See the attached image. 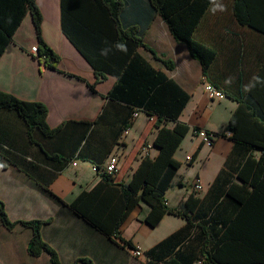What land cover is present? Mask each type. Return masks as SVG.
I'll return each mask as SVG.
<instances>
[{
    "label": "crops",
    "instance_id": "1",
    "mask_svg": "<svg viewBox=\"0 0 264 264\" xmlns=\"http://www.w3.org/2000/svg\"><path fill=\"white\" fill-rule=\"evenodd\" d=\"M119 1L120 24L134 28V34L141 35L146 45L138 46L136 52L189 94L178 120L190 129L173 154L180 166L164 195L168 207L188 200L191 225L184 229L177 245H188L185 255L193 257L191 264H201L196 254L202 242L216 243L239 208L245 206L253 217L259 218L251 222L252 226L261 229L253 233L249 240L252 247L246 251L253 258H264V251L258 248L264 247V160H246L247 144L223 134L239 100L248 102L249 111L264 113V32L236 21L233 0H211L193 34L215 52L209 70L212 82L208 81L220 88L224 96L212 100L203 89V78H207L200 63L183 42L175 40L150 1ZM35 4L41 15L40 38L58 58L56 65L44 67L30 53L39 39L28 10L0 54V91L44 104V121L50 128L67 120L93 121L102 112L103 126L119 127L128 116V109L108 96L116 77L107 74L97 78L92 66L67 38L62 26V0H35ZM64 9L65 25L74 35L107 40L113 30L108 11L99 0H64ZM151 50L157 55H152ZM163 61L170 62L173 68L165 67ZM250 101H255L256 107ZM155 118L156 115L141 111L126 135L119 132L113 138L116 144L111 152L118 155L116 180L127 181L140 159L145 155L153 158L158 153L152 145ZM23 122L15 112L0 109V162L4 164L0 167V200L12 221H47L41 226V237L56 251L61 264L81 257L92 259L94 264H147L146 250L186 226L185 218L171 214H165L155 227L148 226L142 219L149 207L141 202L121 224L118 236H105L68 206L82 190H89L99 181L91 164L76 160L73 165L71 161L55 172L59 163L46 159L29 141ZM192 127L210 132L213 144H202ZM245 129L255 127L247 124ZM6 148L11 150L10 158ZM195 152L189 164L185 155ZM251 153L257 158L260 152ZM196 177L202 185L198 191L192 186ZM155 228L158 235L146 237ZM31 236L30 227L17 223L7 229L0 221V264H51L47 252H28ZM118 237L129 240L133 247H141V256L134 255L133 248ZM221 242L218 240L217 244ZM161 256L169 257L167 252Z\"/></svg>",
    "mask_w": 264,
    "mask_h": 264
},
{
    "label": "trees",
    "instance_id": "2",
    "mask_svg": "<svg viewBox=\"0 0 264 264\" xmlns=\"http://www.w3.org/2000/svg\"><path fill=\"white\" fill-rule=\"evenodd\" d=\"M99 1L108 11L113 24V30L107 34V40H104V37L98 39L95 36L86 37L70 33L64 21L66 12L64 0L61 5L63 32L92 66L97 78H104L107 74L116 77L108 96L111 100L121 102L128 109V116L120 126L114 124L103 126L102 112L93 121L67 120L55 128H50L44 121L46 117L44 104L22 100L4 91H0V109L13 111L24 121L29 141L46 159L59 163L55 172L76 160L89 162L95 168L94 172L100 177L99 181L89 190H82L68 204L85 222L110 238L119 235L121 224L141 202L149 207L142 221L150 227H155L165 214L183 217L187 221L186 226L172 232L146 250L145 256L149 260L147 264H191L193 257L185 255L188 245L184 247L182 244L177 245L184 229L187 230L191 225L188 200L176 207H168L164 198L165 191L170 187L180 166V162L173 154L190 129L186 123L178 120L189 94L162 72L153 69L136 52L138 46L146 45L141 35L134 34V28H123L120 24L118 13L122 3L119 0ZM149 1L153 9L165 20L175 40L186 45L190 55L198 60L203 68V75L211 81L209 70L215 52L211 46L200 42L193 34L211 0ZM28 10L39 39L37 44L39 58L43 55V65L54 68L58 58L40 38L41 15L35 0H0V54L9 44L14 30ZM233 14L239 24L264 32V0H233ZM151 52L152 55H157L152 50ZM163 62L168 69L173 68L170 62ZM247 103L245 99L238 101V106L230 116L223 134L229 132V137L233 140L247 144L249 154L246 160H264V113L249 111ZM250 105L256 107L255 101H250ZM136 108L150 116L156 115L153 122L156 134L152 145L158 149V153L153 158L145 155L127 181H118L115 179L116 173L114 175L105 173L102 167L116 144L113 138L131 126L130 118ZM169 122L172 123L171 126H168ZM247 124L254 126L255 130H246ZM5 150L10 158L11 150L8 148ZM253 150L260 152L257 158L253 157L251 153ZM196 154V152L191 154L189 164ZM2 166L4 164L0 162V167ZM243 207L239 208L237 216L226 225L217 238L222 241L221 244H217L218 240L216 243L205 240L202 242L196 254L201 264H264V258H253L246 251L248 247H252L249 240L253 233L261 229H257L251 223L259 221V218L253 217L247 207ZM0 221L7 229H12L17 223L30 227L32 236L27 245L28 252L37 255L45 251L51 264H61L56 251L41 237L40 229L46 220L11 221L0 200ZM118 238L126 246L134 248L129 240ZM258 248L264 251V247ZM165 252L169 257L163 259L161 254ZM91 260L81 257L70 264L77 262L94 264Z\"/></svg>",
    "mask_w": 264,
    "mask_h": 264
},
{
    "label": "built area",
    "instance_id": "3",
    "mask_svg": "<svg viewBox=\"0 0 264 264\" xmlns=\"http://www.w3.org/2000/svg\"><path fill=\"white\" fill-rule=\"evenodd\" d=\"M30 53L35 58H37V60L41 58L38 61L41 65H43L42 59L44 58V56L42 55L39 58L37 45L31 46ZM203 89H204V92L206 93V95L209 99H212V100L213 99H220L224 96V93L220 88L214 86L211 82H209L205 78H203ZM141 111H142L141 109H137V108L133 110L131 118H130L131 124H132L133 120L137 117L138 113ZM129 128H130V126L126 127L121 134L126 135L129 131ZM192 133L196 137L199 138V140L201 141L202 144L207 145V146H211L213 144L214 136L211 133H208L206 130H204L202 128L192 129ZM225 134L229 135L230 133L226 132ZM185 160L187 162H190L191 161V154L185 155ZM72 164L76 165V162L73 161ZM103 165L104 166L102 167V169L105 173L114 175L118 171V155L115 152H111L108 155V157L106 158ZM92 170L95 171V168L92 167ZM192 186H193V189L195 191H198L201 189L202 185L200 183V180L197 177L193 179ZM132 252L136 256H139V255L141 256V254H142L141 247L135 246L132 249Z\"/></svg>",
    "mask_w": 264,
    "mask_h": 264
},
{
    "label": "rangeland",
    "instance_id": "4",
    "mask_svg": "<svg viewBox=\"0 0 264 264\" xmlns=\"http://www.w3.org/2000/svg\"><path fill=\"white\" fill-rule=\"evenodd\" d=\"M8 218H9V217H8ZM30 219H31V218H30ZM30 219H29V220H30ZM41 220H42V219H41ZM11 221H12V220H11ZM157 233H158V230H156V228H155V229H153L152 231L147 232V235H148V236H146V237L149 238V237H151V236H157V235H158Z\"/></svg>",
    "mask_w": 264,
    "mask_h": 264
}]
</instances>
